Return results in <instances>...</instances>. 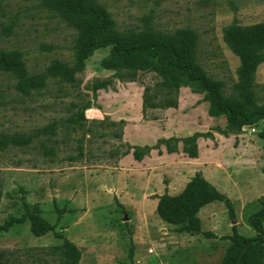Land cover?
Listing matches in <instances>:
<instances>
[{
  "label": "rangeland",
  "instance_id": "obj_1",
  "mask_svg": "<svg viewBox=\"0 0 264 264\" xmlns=\"http://www.w3.org/2000/svg\"><path fill=\"white\" fill-rule=\"evenodd\" d=\"M96 2L120 31L193 30L198 62L227 96L237 95L240 60L225 29L264 21V0ZM76 36L40 0H0V50L21 51L29 74L53 60L71 64ZM109 50H94L72 81L47 76L28 94L0 72V223L37 209L79 248V264H220L234 232L254 234L249 218L264 204L262 122L232 129L209 114L205 92L171 91L153 70L104 68ZM252 91L264 104V62ZM196 173L225 198L202 207L200 231L190 233L163 221L156 204ZM61 242L51 231L34 235L25 221L0 232V264H58L49 247Z\"/></svg>",
  "mask_w": 264,
  "mask_h": 264
},
{
  "label": "trees",
  "instance_id": "obj_2",
  "mask_svg": "<svg viewBox=\"0 0 264 264\" xmlns=\"http://www.w3.org/2000/svg\"><path fill=\"white\" fill-rule=\"evenodd\" d=\"M56 10L77 32L73 61L53 60L42 74H29L21 51L0 50V72L10 73L16 78V88L24 94L45 85L47 76L72 81L75 73L84 68L85 61L94 50L110 47L102 60L104 68L120 70H153L162 78L161 84L169 90L189 85L194 91L205 92L211 116L224 115L228 126L238 130L244 125L262 122L259 136L264 140V104L255 100L252 86L259 64L264 62V21L226 27L224 40L239 57L237 95L223 94L221 81L210 77L197 60V35L191 29H180L173 33L154 31L149 27L120 31L107 9L96 0H40ZM107 81L96 82L104 87ZM148 88L145 89L144 105L148 103ZM175 106V101H163ZM186 149L191 157L197 156L193 138ZM137 158L140 154L135 151ZM225 196L202 174L196 173L177 194H162L158 197L156 213L165 222L190 233L200 231L198 212L206 204L223 200ZM29 222L34 235L53 232L62 242L50 246L57 256L58 264H79L80 250L70 240L56 231L39 211L29 210L20 215H9L0 223V232L15 225ZM264 204L252 214L249 223L254 230L251 236L234 232L220 264H264Z\"/></svg>",
  "mask_w": 264,
  "mask_h": 264
}]
</instances>
